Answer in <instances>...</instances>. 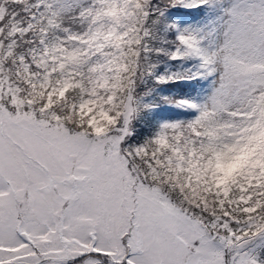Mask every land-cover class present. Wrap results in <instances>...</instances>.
Listing matches in <instances>:
<instances>
[{"label": "snow or ice", "instance_id": "obj_1", "mask_svg": "<svg viewBox=\"0 0 264 264\" xmlns=\"http://www.w3.org/2000/svg\"><path fill=\"white\" fill-rule=\"evenodd\" d=\"M0 264H264V0H0Z\"/></svg>", "mask_w": 264, "mask_h": 264}]
</instances>
